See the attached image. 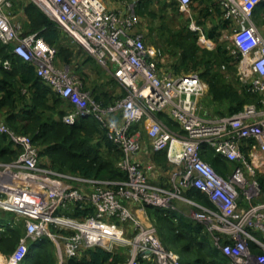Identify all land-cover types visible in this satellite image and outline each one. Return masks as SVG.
<instances>
[{
  "label": "built area",
  "instance_id": "obj_1",
  "mask_svg": "<svg viewBox=\"0 0 264 264\" xmlns=\"http://www.w3.org/2000/svg\"><path fill=\"white\" fill-rule=\"evenodd\" d=\"M30 1L72 36L126 93L107 105L98 102L80 76L68 65L58 64L55 46L38 33H23L22 23L14 19V0H0V40L33 64L45 84L72 105L63 116L66 123L87 115L98 120L107 138L121 150L117 167L126 178L59 172L41 160L30 135L18 133L0 116V133L20 150L12 161H0V208L14 213L25 228L12 253L1 257V264H19L30 241L42 235L63 240L65 255L58 264L81 256L87 247L113 250L119 244L129 246L123 264H140L139 256H155L158 264H182L179 253L162 243L147 206L175 210L202 223L231 264H264V186L260 182L264 174V35L253 20V10L262 0H219L232 29L231 52L237 59L239 81L261 95L260 105L246 104L226 115H213L202 105L208 84L198 73H175L164 50L146 42L136 10L140 0L115 7L104 0ZM174 1L183 9L192 3ZM189 27L197 32L198 43L210 41L198 25ZM11 64L9 58L0 59L5 69ZM158 112L166 113L180 130L171 129ZM143 122L148 124L146 138L135 128ZM209 148L229 162L226 174L202 157ZM162 150L167 154L165 165L152 159ZM192 188L205 194L210 204L189 196ZM74 203L92 205L94 214L80 220L55 213ZM50 224L63 227L65 233L51 230ZM84 224H98L104 231L85 230L80 227Z\"/></svg>",
  "mask_w": 264,
  "mask_h": 264
},
{
  "label": "trees",
  "instance_id": "obj_2",
  "mask_svg": "<svg viewBox=\"0 0 264 264\" xmlns=\"http://www.w3.org/2000/svg\"><path fill=\"white\" fill-rule=\"evenodd\" d=\"M152 1L140 0L137 6L139 7L137 13L143 24V18H147L146 15L156 16L151 9ZM193 2H198L196 9L199 24H204L205 18L220 12L219 0H192ZM173 4L178 6L175 1ZM16 5L18 2L14 0V6ZM23 10L27 15V20L22 24L23 33H38L47 43L55 46L58 50V64H62L63 61L60 54L63 55L64 60H70L72 52L61 42L64 30L59 27V24L33 1L24 4ZM253 20L257 26L264 24V2L255 6ZM217 29L218 27L211 28L207 32L208 37L216 38L219 33ZM163 31L161 35L165 50L167 51L168 44L171 47L168 53L172 60L173 71L175 73H189L185 71L191 70L198 72L208 84L204 102L205 106L207 104L214 107L206 106L213 115L233 114L242 110L246 104H261V95L249 91L246 87L239 88L228 82L221 72V66L224 64L226 68L228 66L229 72H236L235 67H237V59L230 54L226 46L218 44L213 50L202 49L198 44L197 32L191 30L188 25L175 28L163 24ZM6 58H9L12 64L10 69L0 65V116L18 133L31 136L40 150L41 160L63 173L99 179H125V173L117 167V162L122 155L121 150L107 138L106 129L98 120L93 115H87L79 117L73 124L66 123L63 116L67 110L62 106L64 104L70 106V104L45 84L37 75L33 64L16 55L12 51V46L5 45L0 40V59ZM91 61L96 62L85 52V56L81 58V64ZM93 67L97 69V66ZM109 76L118 84L116 79L110 74ZM80 78L84 83V78L81 76ZM84 86L90 89L94 98L103 105L123 95L111 96L108 89L103 86L102 93L95 94L93 89L88 88L86 84ZM157 115L171 129L180 130L179 124L166 113L158 112ZM140 126L142 123L136 124L135 128L141 129L146 138L145 129ZM19 152V148L14 146L7 135L0 133V161H12ZM202 157L219 173H227L229 162L216 154L214 149L209 148ZM152 159L158 164L165 165L166 151L155 152ZM260 182L264 186V174L260 176ZM188 195L205 204H210L207 196L198 189L192 188L188 191ZM147 212L157 224L162 243L168 249L179 253L182 264H231L230 257L215 246L210 234L199 221L183 216L178 211L157 206H147ZM55 213L83 220L94 214V208L87 203H74L67 208L57 209ZM14 217V213L0 210V252L3 254H11L25 234L23 222H16ZM50 229L57 231V227L52 224ZM118 247L113 250H107L101 246L87 247L84 248L81 256L69 258L67 264H123L128 259L125 260L121 252L116 251ZM56 257L52 239L42 235L30 241L29 251L19 264H58ZM138 259L140 264H158L155 256H151L149 261L144 260L143 256H139Z\"/></svg>",
  "mask_w": 264,
  "mask_h": 264
},
{
  "label": "rangeland",
  "instance_id": "obj_3",
  "mask_svg": "<svg viewBox=\"0 0 264 264\" xmlns=\"http://www.w3.org/2000/svg\"><path fill=\"white\" fill-rule=\"evenodd\" d=\"M104 1L106 2L107 0H104ZM115 1H117V5H125L131 2V0H115ZM173 2H174L173 0H153L152 1L151 9L154 10V12L156 13V16L146 15L145 17L147 18H143V22L146 24L148 29L151 31L150 40L148 41V43L155 44L159 47H162L164 49L165 56L170 59V54L168 52L171 50V47L168 44L166 46L167 51L165 50V46L163 44V37L161 35V32L163 31V24L166 26H170V27L180 28V27H184L187 25L189 26L191 23H195L205 32L206 35H207V32L211 28L218 27L217 30L219 33L216 36V38L210 39L208 43H200V42L198 43L202 49L213 50L217 48L218 44H223L224 46L227 47L230 54L235 58V56L231 52V47H232L231 45V32H232L231 25L229 21L224 19L223 12H221V8H220V12H217L213 16H209L208 18H205L204 24H199L197 22L198 10L196 9V6H198V2H193L189 9H183V8L180 9L178 6L173 4ZM18 7L21 9L20 4L17 5V8L14 6V11L16 13L20 12ZM138 8H137V11H138ZM16 13H14L15 18L18 17ZM261 32L264 35L262 30ZM152 36H155V37L152 39ZM164 40H165V33H164ZM65 46L66 48H69L71 50L72 57L70 60H64L63 55L60 54V57L63 60L62 63L70 65L72 69L78 75L84 78V85L86 84L88 88L93 89L95 94H101L102 93L101 88L103 87L108 89L109 95L111 96H113V94L119 95V94L126 93V88H124L123 86L119 84H116L114 80L107 73V70L102 68L97 62L94 63V61H91L83 65L81 64L82 63L81 58L85 56V52L83 48L75 44L72 40L69 44ZM93 66H97V69H95ZM235 68H236L235 70L236 72H229L228 66L227 68H224V69L221 66V70H222L221 72L225 75V78L228 82L233 83L235 86L240 88L242 84L240 83L239 78L237 76L238 65ZM185 72L198 73L197 71H194V70L185 71ZM203 99L205 100L206 96H204V98L202 97L200 101H202ZM203 103L205 104V102ZM62 108H64L65 110L73 109L72 105L66 106L65 104L62 106ZM202 113H204V111H202ZM147 126L148 124L146 122H143L142 126L140 127L146 129ZM178 207L179 208L182 207L183 209L186 210V207H184L180 203L178 204ZM182 208L181 210H183ZM0 210H2V208H0ZM14 219L16 220V222L18 221L20 223V220L18 218L14 217ZM63 230H64L63 227H57L58 232L65 233L63 232ZM52 241L55 246V251H56V256H57L56 259L59 262L60 257L65 255V251H64L65 245H64L63 240H52ZM128 249H129L128 245L119 244V247L116 249V251L121 252L123 257H125V260H127L129 256ZM7 256L9 255L3 254L2 252L0 254V257L2 258L7 257Z\"/></svg>",
  "mask_w": 264,
  "mask_h": 264
},
{
  "label": "crops",
  "instance_id": "obj_4",
  "mask_svg": "<svg viewBox=\"0 0 264 264\" xmlns=\"http://www.w3.org/2000/svg\"><path fill=\"white\" fill-rule=\"evenodd\" d=\"M17 2H18V4H20L21 5V9L19 8V13H16L17 15H18V17H16V18H14L16 21H19V22H21L22 24L24 23V21H26L27 20V15L25 14V12H24V10H23V5L24 4H27L28 2H29V0H17ZM261 2H264V0H262ZM106 3L109 5V6H111V7H115V6H118L117 5V1H115V0H107L106 1ZM16 8H17V5H16ZM15 17V16H14ZM259 26V25H258ZM140 29L144 32V34H145V37H146V42L148 43V41L150 40V35H151V31L148 29V27L146 26V24L144 23H142L141 24V27H140ZM259 29L260 30H262L263 31V33H264V24H262L261 26H259ZM155 36H152V39L154 38ZM71 40L75 43V44H77L78 46H80L74 39H73V37L72 36H70L67 32H65V31H63V33H62V40H61V42H62V44H64V45H67V44H69L70 42H71ZM148 44H150V43H148ZM153 45H155V44H153ZM157 46V45H156ZM81 47V46H80ZM82 48V47H81ZM62 64H65V63H62ZM65 65H68V64H65ZM71 69H72V67L70 66V65H68ZM73 70V69H72ZM117 83L119 84V85H121L118 81H117ZM122 86V85H121ZM124 87V86H123ZM206 96V95H205ZM204 98V97H203ZM204 100V99H203ZM202 100V101H203ZM202 101H201V103H202ZM204 102V101H203ZM203 104V103H202ZM203 106L206 108V106H208L207 104H206V106H205V104H203ZM207 108H214V107H211V106H208ZM211 112V111H210ZM204 114V113H203ZM142 158L143 159H146V156L145 155H143L142 156ZM0 254H1V252H0ZM144 260H147V261H149L150 259H151V256H149V257H144L143 258Z\"/></svg>",
  "mask_w": 264,
  "mask_h": 264
},
{
  "label": "bare ground",
  "instance_id": "obj_5",
  "mask_svg": "<svg viewBox=\"0 0 264 264\" xmlns=\"http://www.w3.org/2000/svg\"><path fill=\"white\" fill-rule=\"evenodd\" d=\"M80 227H82L85 230L90 229V230H93V231L98 232V233L104 231V229L102 227H100V225H98V224H91V225H85L84 224V225H80ZM0 264H1V257H0Z\"/></svg>",
  "mask_w": 264,
  "mask_h": 264
},
{
  "label": "water",
  "instance_id": "obj_6",
  "mask_svg": "<svg viewBox=\"0 0 264 264\" xmlns=\"http://www.w3.org/2000/svg\"><path fill=\"white\" fill-rule=\"evenodd\" d=\"M146 253L150 254V251H146Z\"/></svg>",
  "mask_w": 264,
  "mask_h": 264
}]
</instances>
